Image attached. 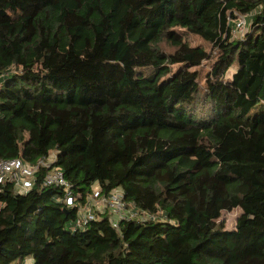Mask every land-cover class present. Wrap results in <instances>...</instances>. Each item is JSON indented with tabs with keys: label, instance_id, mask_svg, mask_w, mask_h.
Listing matches in <instances>:
<instances>
[{
	"label": "trees",
	"instance_id": "1",
	"mask_svg": "<svg viewBox=\"0 0 264 264\" xmlns=\"http://www.w3.org/2000/svg\"><path fill=\"white\" fill-rule=\"evenodd\" d=\"M51 154L151 219L74 229L41 168L0 186V264H264V0H0V162Z\"/></svg>",
	"mask_w": 264,
	"mask_h": 264
},
{
	"label": "built area",
	"instance_id": "2",
	"mask_svg": "<svg viewBox=\"0 0 264 264\" xmlns=\"http://www.w3.org/2000/svg\"><path fill=\"white\" fill-rule=\"evenodd\" d=\"M244 29L246 31V19L240 18L237 22L236 32H241ZM55 163V154L40 159L35 165L24 163L21 159L1 161L0 186L5 183H12L17 194L25 195L33 188L36 173L41 168H45L49 171L43 179V186L62 189V202L65 206L69 209L78 207L74 229L83 230L87 228L98 214L105 213L110 215L112 226L116 229L122 221L140 220L144 222L151 219L146 214H140L128 208L123 201V192L121 190H115L106 196L101 194L97 185L93 187L92 194L87 198V203L84 206H79L78 198L64 178L62 170L55 166ZM26 261H30V263L25 262V264H32L31 260Z\"/></svg>",
	"mask_w": 264,
	"mask_h": 264
},
{
	"label": "rangeland",
	"instance_id": "3",
	"mask_svg": "<svg viewBox=\"0 0 264 264\" xmlns=\"http://www.w3.org/2000/svg\"><path fill=\"white\" fill-rule=\"evenodd\" d=\"M248 27V25H247ZM245 29L241 32H234L235 35L237 36L236 38H240L241 36H243L245 34ZM185 39L186 41L191 45V46H204L206 49L209 48V45L204 43L202 40H200L199 38H197L196 36H192V35H187L185 34ZM179 67L175 66L174 70H177ZM210 69V64L209 63H204L200 68L194 69L196 71L199 72L200 74V84L204 83V78L208 72V70ZM146 73V72H145ZM148 74V73H146ZM98 200V198H97ZM101 209V208H100ZM102 210V209H101ZM241 215V210L240 209H236L233 210L232 212H224L220 221H222L225 225V229L227 231H234L235 227H236V222L237 219L239 218V216ZM26 263H30V261H26Z\"/></svg>",
	"mask_w": 264,
	"mask_h": 264
}]
</instances>
